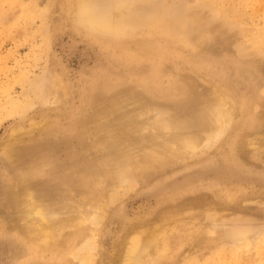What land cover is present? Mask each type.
I'll return each mask as SVG.
<instances>
[{
  "label": "rangeland",
  "instance_id": "rangeland-1",
  "mask_svg": "<svg viewBox=\"0 0 264 264\" xmlns=\"http://www.w3.org/2000/svg\"><path fill=\"white\" fill-rule=\"evenodd\" d=\"M122 2V12L139 27L102 35L75 21L72 0H0V264L77 261L70 243L58 244V251L36 250L35 235L28 238L22 230L27 223L2 209L5 177L15 180L32 170L31 183L39 185L36 191L57 229L68 227L71 206L83 209L94 198L106 205L88 250L94 264H116L132 226L151 221H162L160 235L170 244L160 264H179V251L190 250L191 236L204 225L203 231L221 241L181 264H264V246L259 249L264 245V0H95V5L114 14ZM175 80L189 83L194 104L188 109L161 100ZM151 81L160 85L145 88ZM95 82L108 87L91 104L85 95ZM30 101L27 110L11 111L13 102ZM220 108L232 120L217 136L212 124ZM73 118L79 124L71 147L97 168L84 188L71 191L65 181L52 179L42 161L26 157L10 163L6 157L4 143L14 128H22L19 142L26 147L39 138L45 121L68 126ZM113 136L120 142L112 143ZM250 137L258 139L256 147ZM60 138L58 132L51 138L42 132L47 145L59 143L52 154L58 160L69 148ZM184 138L197 140V148L175 149ZM116 160L128 172L118 171ZM198 193L215 207L199 206L192 198ZM214 209L228 216L215 220ZM163 213L178 216L166 222L159 218ZM242 229L261 233L253 246L222 240ZM185 235L190 237L181 249Z\"/></svg>",
  "mask_w": 264,
  "mask_h": 264
},
{
  "label": "bare ground",
  "instance_id": "bare-ground-1",
  "mask_svg": "<svg viewBox=\"0 0 264 264\" xmlns=\"http://www.w3.org/2000/svg\"><path fill=\"white\" fill-rule=\"evenodd\" d=\"M124 6L125 5H123L122 2L117 6L114 14L110 12L104 13L98 11L95 5V0H72V13L74 15L75 21L78 22V24L83 25L85 29L91 32L99 33L102 35H120L126 34L127 30L137 29L140 25V22L135 21L134 18H131L128 14L122 12ZM158 27L161 28L162 31L163 28H165L163 25L161 26V23L158 25ZM157 59L159 60L158 57ZM151 74H149L148 76L152 77ZM157 74H159V71H157ZM145 79L147 78H144V80ZM151 82L150 85L144 84L145 88H151L153 86L158 87L160 85V83L158 82ZM35 83V81H32L29 85L36 87ZM57 83H60V79ZM58 86H60V84H58ZM107 87L108 82L91 83L90 89L85 95L88 102L92 104L96 100H98L99 97L102 96L101 92H103V90ZM167 90L161 100H172L173 103L176 104L179 108L184 109H188L194 104V99L190 94L189 83L186 80H175V84L172 86V88H168ZM30 103L31 101L29 103L13 102L11 105V111L16 112L24 109L27 110V108H29L30 106ZM231 120V113L220 108L212 124L214 134L217 136L223 134L225 132L226 126L231 123ZM78 124L79 119L76 118H73L68 126H59L56 123H51V120H48L45 121V123L41 127L42 132H45V135L47 137L51 138L52 134L58 132L61 136L59 142L68 141L67 146H69V148H67V155L62 160H58L56 158L54 159V157L52 156V154L58 150L59 143L47 145L46 142H44V139H42V132H40L41 135L39 136V138L37 136L34 139V142H32L30 145H27L26 147H23L21 145L23 142H19V134L22 132V128L19 126L13 129V135L5 141L4 153L7 155L6 157L8 158L10 163H14L15 161H22L26 157L33 158V160L35 161H42V165L46 164V166L48 167V174L52 176V179L56 180L57 182L65 181L67 184H69L71 191L76 189L77 185H79L81 188H84L89 184L92 178V174L95 173L97 168H94L92 161L85 156L74 153V150L71 147L70 140L72 139V137L77 135ZM79 134H81V132ZM120 140V136H113L111 138L112 143L120 142ZM196 141L197 140L192 138H184L181 142H179V144H177L178 147H176L175 149H178L179 152H188L190 150L192 151L197 148L198 143ZM261 142L263 141H260V145ZM249 144L252 147H256L259 144V141L256 137H250ZM168 147L170 148L171 146ZM152 154H155V152ZM115 163V167L118 171L122 173L128 172L129 167L121 160H116ZM32 172L34 171L32 170ZM32 172H21V174L19 173L18 175L19 178L15 180H13L11 176L5 177L7 185L6 188L3 189L2 204L4 208L2 209H4V211L9 210L14 212V214H18L20 216V220L22 219V222H24L25 224L27 223L26 225L28 226L24 225V228L22 230L23 232H25V235L28 238H30V235H35V240H33V243H35L34 247L36 250L38 249L40 251L48 247L49 249L52 248V250L58 251V244H64L65 246L67 245V243H70L72 247L71 251H73L71 252V254L73 253L72 255L77 258V261H75V258H72L73 262L69 264H75V262H78V264H92L93 257L88 252V250L95 242V239L92 235L94 233L93 229H97L100 222L106 217V205H104L101 199L94 198L93 200L91 199V202H88L89 205H86L87 203L84 204L83 207L85 208L83 209H77L76 207L71 206L70 208H67V210L69 209L70 212L67 216L68 227L63 230L57 229L55 227V221L52 220L53 218L51 219L46 213L47 207L44 200L36 191L39 185L37 187V185L35 186L31 183L30 179L33 174ZM200 194L201 193L195 194L192 197L199 206H202L206 209L215 207V203L212 202L209 197H207L205 194ZM221 215H223V211L214 209L215 220L216 218L218 219L219 216H228V214L227 216ZM176 216H178V214L174 215L172 213H163L159 218H163V221L166 220V222H168L173 218H176ZM136 225L137 224L132 226L128 233L129 235L127 234L125 240L123 241L116 264H160L164 259V254H166L170 250L168 237L166 236L165 238L160 235L161 228L163 229L162 221H151L144 224L142 223L141 225ZM203 227H207V225L198 227V234H195L193 238L191 236L190 250L187 253H181L183 250H180L179 253L181 255L177 253V256L179 254V264L182 263V260L185 261L189 258L195 259V255L199 257L198 254H201L203 252V248H207L209 250L211 244L217 246L218 242L221 241L218 240L219 238H217V236L211 237V235L208 234L209 231H203ZM204 234L208 236L207 240L203 239ZM229 234L222 237V240L228 242V240L226 241V239L229 238L232 244L236 247L242 245L243 242L245 244H250L251 247L256 243L257 237L261 233L254 232L248 229H242L240 230V232L238 231L237 233H235L233 235V238L229 236ZM159 235L161 237H159ZM187 236L188 235H185L179 243L182 246L181 249H184L185 245L188 244V238L190 236ZM157 237H159L158 240H156ZM204 243L208 244L205 245ZM221 243L224 242L222 241ZM262 246L264 245L260 244L259 249L262 248ZM192 253H195V255L192 256ZM66 262L68 263V261Z\"/></svg>",
  "mask_w": 264,
  "mask_h": 264
}]
</instances>
